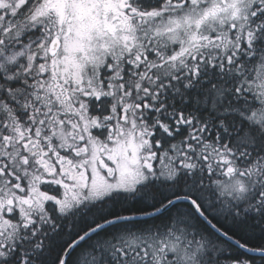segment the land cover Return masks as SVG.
<instances>
[{"label":"snow or ice","instance_id":"6c2138e0","mask_svg":"<svg viewBox=\"0 0 264 264\" xmlns=\"http://www.w3.org/2000/svg\"><path fill=\"white\" fill-rule=\"evenodd\" d=\"M0 264H264V0H0Z\"/></svg>","mask_w":264,"mask_h":264}]
</instances>
